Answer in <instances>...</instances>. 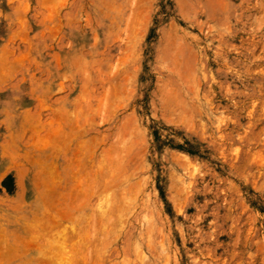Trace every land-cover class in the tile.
<instances>
[{
    "label": "rangeland",
    "instance_id": "obj_1",
    "mask_svg": "<svg viewBox=\"0 0 264 264\" xmlns=\"http://www.w3.org/2000/svg\"><path fill=\"white\" fill-rule=\"evenodd\" d=\"M0 243L264 264V0H0Z\"/></svg>",
    "mask_w": 264,
    "mask_h": 264
},
{
    "label": "bare ground",
    "instance_id": "obj_2",
    "mask_svg": "<svg viewBox=\"0 0 264 264\" xmlns=\"http://www.w3.org/2000/svg\"><path fill=\"white\" fill-rule=\"evenodd\" d=\"M35 122H36V121H35ZM37 122H38V121H37ZM37 122H36V124H37ZM67 122H68V121H67ZM37 125H38V124H37ZM74 126L77 127L76 125H74ZM69 128L71 129V126H70ZM69 128H68V129H69ZM70 129H69V130H70ZM67 134H69V133H67ZM77 136H78V135H77ZM71 137H72V136H71ZM114 137H115V136H114ZM72 138H73V137H72ZM92 139H93V138H92ZM117 139H118V138H117ZM117 139H116V140H117ZM65 140H67V139H65ZM118 141H119V140H118ZM61 142H62V140H61ZM37 143H38V142H37ZM101 144H102V143H101ZM63 145H64V144H63ZM36 146H37V145H36ZM76 146H77V145H76ZM111 149H114V148H111ZM74 150H76V149H74ZM62 151H63V150H62ZM65 151H66V150H65ZM109 151H110V150H109ZM111 151H112V150H111ZM111 151H110V153H111ZM119 151H120V150H119ZM126 152H128V151H126ZM58 153H59V152H58ZM58 153H57V154H58ZM64 153H65V152H64ZM55 154H56V153H55ZM73 154H74V153H73ZM127 154H128V153H127ZM78 155H79V154H78ZM80 155H81V154H80ZM80 155H79V156H80ZM112 156H113V155H112ZM80 157H82V156H80ZM116 157H117V156H116ZM45 158H46V157H45ZM73 158H74V157H73ZM114 158H115V156H114ZM114 158H113V159H114ZM44 160H45V159H44ZM75 161H76V160H75ZM75 161H74V162H75ZM69 163H70V161H69ZM115 165H116V164H115ZM111 166H113V165H111ZM46 167H47V166H46ZM51 167H52V166H51ZM75 168H76V167H75ZM48 171H49V170H48ZM41 172H42V171H41ZM106 172H107V171H106ZM108 173H109V172H108ZM111 174H112V173H111ZM2 175H3V174H2ZM109 175H110V174H109ZM115 176H116V175H115ZM79 178H80V177H79ZM112 178H115V177H112ZM85 179H87V178H85ZM77 182H79V181H77ZM109 183H110V182H109ZM110 184H111V183H110ZM75 185H76V184H75ZM107 185H108V183H107ZM96 186H97V185H96ZM87 189H88V188H87ZM81 194H83V193L81 192ZM82 196H83V195H81V197H82ZM71 199H73V198L71 197ZM71 199H70V200H71ZM64 200H65V199H64ZM73 200H75V198H74ZM77 200H80V199H77ZM62 202H63V201H62ZM69 202H71V201H68V204H69V206L67 205L68 207H70V203H69ZM73 202H74V201H73ZM71 205H74V204H71ZM58 207H59V206H58ZM72 207H74V206H72ZM53 210H54V209H53ZM54 212H55V211H54ZM60 212H61V211H60ZM57 214H58V213H57ZM63 214H64V215L61 214V216H63V217L65 216V217H64V220H65V218H67V216H69V215H68V213H67V214H66V213H63ZM92 215H93V214H92ZM61 216L59 215L58 217L62 219L63 217H61ZM48 217H49V216H48ZM50 218H51V217H50ZM91 218H92V220H93V217H92V216H91ZM94 218H95V217H94ZM70 219H71V218H70ZM88 219H89V218H88ZM88 219H87V220H88ZM34 220H35V219H34ZM34 220H33V222H34ZM53 220H54V219H53ZM55 220H57V219H55ZM90 220H91V219H90ZM92 220H91V221H92ZM65 221H66V220H65ZM71 221H72V220H71ZM85 221H86V219H85ZM96 221H97V220H96ZM35 223H36V221H35ZM92 223H93V222H92ZM95 223H96V222H95ZM37 224H38V223H37ZM37 224H36V225H37ZM50 224H52V223H50ZM53 224H54V222H53ZM31 225H32V224H31ZM31 225H29V226H31ZM55 225H56V224H55ZM96 225H97V224H96ZM29 226H28V227H29ZM38 226H39V225H38ZM50 226H51V225H50ZM57 226H58V225H56V227H57ZM60 226H61V225H60ZM84 226H85V225H84ZM25 227H26V226H25ZM26 228H27V227H26ZM38 228L40 229V227H38ZM42 228H43V227L41 226V229H42ZM49 228H50V227H49ZM68 228H69V227H68ZM70 228H71V229H70ZM70 228H69V229H70L69 232H66V231L63 232V233L61 232L62 235H61V234L59 233V231H58L57 233H59V235L56 234L57 237L53 236V234H52V236L55 237L56 242H55V244H54L53 246H52L51 244H49V246L51 245V246H52V249H55V250H56L55 252H63V250H67V249H65V248H66V245H65V244L62 245V243H64V242H61V241H59V240H62V241L64 240V241H65L66 239L71 238V237L74 236V230H72V228H74V227H70ZM30 229H31V228L29 227V230H30ZM41 229H40V230H41ZM44 229H46V228H44ZM47 229H48V227H47ZM50 229H51V228H50ZM52 229H53V226H52ZM40 230H39V231H40ZM42 230H43V229H42ZM48 230H49V229H48ZM62 230H63V229H62ZM31 231H32V229H31ZM36 231H37V230H36ZM36 231H35V233H37ZM43 231H44V230H43ZM29 232H30V231H29ZM32 232H34V231H32ZM41 232H42V231H41ZM42 233H43V232H42ZM55 233H56V231H55ZM30 234H31V233H30ZM50 234H51V232H50ZM50 234H49V235H50ZM65 234H66V235H65ZM79 234H80V233H79ZM83 234H84V233H83ZM44 235H45V234H44ZM46 235H47V234H46ZM46 235H45V236H46ZM30 236H31V235H30ZM30 236H29V237H30ZM33 236H34V235H33ZM35 236H36V235H35ZM35 236H34V237H35ZM47 236H48V235H47ZM36 237H37V236H36ZM38 237H39V234H38ZM38 237H37V238H38ZM50 237H51V236H50ZM75 237H77V236H75ZM75 237H74L73 240H76ZM37 238H36L35 240H37ZM28 239H29V238H28ZM32 239H34V238H32ZM40 239H41V237H40ZM82 239H83V238H82ZM90 239H91V238H90ZM93 239H94V237H93ZM30 240H31V239H30ZM33 241H34V240H33ZM53 241H54V240H53ZM82 241H83V240H82ZM93 241H94V240H93ZM95 241H97V240H95ZM23 242H24V241H23ZM23 242H22V243H23ZM51 242H52V241H51ZM58 242H60L61 244L58 243ZM88 242H89V241H88ZM65 243H67V241H65ZM82 243H84V242H82ZM92 243H93V242H92ZM105 243H106V242H105ZM1 244H2V243H0V245H1ZM42 244H43V243H42ZM47 244H48V243H47ZM78 244H79V242H78ZM97 244H98V242H97ZM22 245H24V244H22ZM31 245L34 246V244H31ZM31 245H30V246H31ZM35 245H37V244H35ZM67 245H68V243H67ZM90 245H92V246H90V247H92V248H90V251H91V249H93V244L90 243ZM4 246H5V245H4ZM6 246L8 247V245H6ZM27 246H28V244H27ZM33 246H32V247H33ZM68 246H69V245H68ZM70 246H74V245H71V244H70ZM100 246H101V245H100ZM25 247H26V246H25ZM32 247H31V248H32ZM38 247H39V246H38ZM43 247H44V246H43ZM81 247H82V246H81ZM95 247H96V246H95ZM97 247H99V246H97ZM106 247H107V246H106ZM26 248H27V247H26ZM50 248H51V247H50ZM71 248H72V247H71ZM12 249H13V248H12ZM29 249H30V248H29ZM37 249H40V248H37ZM48 249H49V248H48ZM48 249H46V250L44 249V252H43V253H46L47 255H45V254L43 255V253H41L42 257H45V256L48 257V255H49L48 260H45V259H44V260L47 261V262H48L49 260H51V259H50V258H51V257H50V254H51V255L53 254V253H51ZM80 249H81V248L79 247L78 250H80ZM41 250H42V249H41ZM41 250H40V252H41ZM47 250H48V252H50V253H48ZM73 250H74V252H75V249H73ZM73 250H72V251H73ZM81 250H83V252H84L85 249L82 248ZM93 250H95V249H93ZM5 251H6V250H5ZM15 251H17V250L15 249ZM68 251H70V250H68ZM68 251H67V252H68ZM12 252L14 253V251H12ZM23 252L26 253V251H23ZM40 252H39V253H40ZM0 253H1V252H0ZM15 253H16V252H15ZM86 253H87V252H86ZM91 253H92V252H91ZM56 254L59 255L60 253H55V255H56ZM69 254H70V253H69ZM5 255H6V254H5ZM62 255H63V254H62ZM62 255H60V256H62ZM64 255H65V254H64ZM76 255H77V254H76ZM96 255H97V254H96ZM0 256H1V258H2V255H0ZM13 256L15 257V254H14ZM39 256H40V255H39ZM39 256H38V258H39ZM70 256H71V255H70ZM73 256H74V255H73ZM53 257H54V254H53ZM53 257H52V258H53ZM55 257L57 258V256H55ZM58 257H59V256H58ZM67 257H68V256H67ZM68 258H69V257H68ZM70 258H71V257H70ZM8 259H9V258H8ZM8 259H6V260H7V261H10V259H9V260H8ZM36 259H37V258H36ZM46 259H47V258H46ZM57 259H58V258H57ZM62 260H63V259H62ZM67 260H68V259H67ZM97 260H98V259H97ZM36 261H37V260H36ZM42 261H43V260H42ZM73 261H76V260H73ZM79 261H80V260H79ZM81 261H82V260H81ZM98 261H99V260H98ZM33 262H34V261H33ZM49 262H50V261H49ZM49 262H48V263H49ZM55 262H56V261H55ZM58 262H59V261H58ZM88 262H89V261H88ZM90 262H91V260H90ZM93 262H94V260H93ZM37 263H38V262H37ZM59 263H60V262H59ZM82 263H83V261H82ZM94 263H95V262H94ZM52 264H53V262H52ZM62 264H63V263H62ZM65 264H66V263H65ZM68 264H69V263H68ZM77 264H79V263H77ZM80 264H81V262H80ZM89 264H90V263H89ZM95 264H96V263H95Z\"/></svg>",
    "mask_w": 264,
    "mask_h": 264
}]
</instances>
